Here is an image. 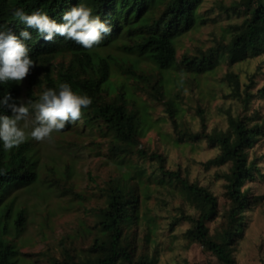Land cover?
I'll use <instances>...</instances> for the list:
<instances>
[{"label":"trees","instance_id":"16d2710c","mask_svg":"<svg viewBox=\"0 0 264 264\" xmlns=\"http://www.w3.org/2000/svg\"><path fill=\"white\" fill-rule=\"evenodd\" d=\"M203 1L0 0V26L11 29L17 36L23 30L30 32L31 39L24 42L35 61V68L54 65L58 55L69 57L56 65L57 76L46 75L41 84L54 89L66 82L77 94L90 97L92 103L82 109L81 118L105 138L102 141L107 145L108 155L115 157L117 164L125 168L119 175L109 176L100 184L106 203L94 209L98 217L97 232L89 247L80 253L65 247L61 256L42 252L40 255L47 264H156L155 252L151 253L147 247V242L154 243L150 232L158 225L157 218L146 207L152 182L178 188L196 209L190 213L182 209L171 222L172 227L181 220L189 223L183 233L187 243L200 244L216 257L218 264H237L236 253L247 223L246 211L264 197L251 193L245 186L263 175L257 156L251 157L250 152L264 136V113L260 109L251 111L249 104L253 96L264 98V85L251 92L249 84L243 83L231 67L264 52V0H234L229 5L221 4V8L230 13L245 12L247 16L232 24L229 40L214 38L211 45L198 46L195 52L185 51L179 58L177 47L181 36L207 22L200 11ZM79 3L89 7L93 16L98 15L106 21L112 34L128 27L134 42L123 45L125 55H102L59 35L52 41H45L36 29L27 27L13 14L16 8H23L28 14L41 10L57 23H64V12ZM111 38V35L107 36L102 46L111 44ZM222 62L229 66L222 82L230 87L227 95L240 101L237 103L239 108L235 111L227 107L223 111L226 127L215 125L208 129L207 110L197 102L194 107L201 127L194 128L184 119L180 92L167 85L173 77L171 71L175 75H187V81L199 83L201 76L215 75ZM112 64L133 79L132 83L122 81L117 84L110 80ZM30 82H33V76ZM21 88V81L0 82V101L10 94L19 103ZM28 95L32 102L39 98L33 96L32 90ZM157 102L163 104L164 112L171 120L174 130L171 135L176 143L206 140L209 145L218 147L219 151L203 164L207 167L228 166L217 172L225 181L226 201L222 207L219 194L199 180L191 179L189 168H183L180 163L171 166L166 152L143 144L142 137L156 123L150 117ZM0 115H12L11 109L0 104ZM146 159L156 162L151 170L145 166ZM38 165L39 156L31 139L27 138L7 151L0 141V264H33L20 250L24 239L21 236L28 222L27 213L24 208L15 207L16 196H11V192L38 182ZM58 175L50 179L49 189L58 185L55 181L60 176L68 174L61 171ZM70 189L77 197H83L82 192L72 187H65L64 193ZM219 217H222L220 222L212 230L211 222ZM146 223L149 231L145 228ZM139 224L144 231L142 240L138 235Z\"/></svg>","mask_w":264,"mask_h":264},{"label":"rangeland","instance_id":"374dc122","mask_svg":"<svg viewBox=\"0 0 264 264\" xmlns=\"http://www.w3.org/2000/svg\"><path fill=\"white\" fill-rule=\"evenodd\" d=\"M232 1L234 0L202 2L200 11L207 22L181 36L177 47L179 58L185 51L195 52L198 46L211 45L214 38L230 39L232 24L243 21L247 16L245 12L230 13L221 8V4L229 5ZM122 40H130L129 35H120L116 43ZM111 50L118 56L123 54V51L113 46ZM63 59L68 60L69 57L58 56L54 59V64L58 65ZM228 68V64L222 62L215 75H207L206 78L201 76L199 83L191 79L187 81V75L182 73L175 75L171 71L173 77L170 79L173 82L170 81L167 85L173 91L180 92L179 100L185 108L184 119L194 128L201 127L194 107L197 102L207 110L208 129L215 125L226 127L227 120L223 111L227 107L234 108L235 111L239 108L237 103L240 101L227 95L230 87L228 83L222 82ZM231 68L240 75L243 83L249 84L251 92L264 85V52L234 63ZM110 80L117 84L122 81L129 83L133 81L117 68L111 74ZM41 92V88H34L35 95H40ZM23 98L26 102V93L23 94ZM249 109L251 111L260 109L264 113V98L253 96ZM150 119L156 123L142 137L143 144L166 152L171 166L176 167L180 163L183 168H189L191 179L199 180L219 194L222 207L226 201L225 181L218 177L217 172L227 169L228 166L207 167L203 164L219 151L218 147L209 145L206 140L176 143L171 135V132H174L171 120L168 119L160 102L154 104ZM24 131L26 139H31L32 147L39 156L40 173L38 182L28 187H21L17 192H11L13 193L11 196H16L15 207H22L27 213L28 222L21 236L24 239L20 250L33 264H47L40 255L42 252L61 256L65 247L73 252H84L97 232L95 224L98 217L94 209L106 203V196L101 191L100 184L109 176L119 175L125 168L117 164L115 157L108 155L107 145L102 141L105 138L94 127L85 124L82 118L71 123L66 129L53 131L50 138L44 141L34 140L30 135L31 128ZM254 155L258 158L257 164L263 175L247 182L245 186L253 194L264 195V136L251 148L250 156ZM133 159L136 161V157ZM144 163L149 170L156 165L151 159H146ZM61 171L67 172L68 175L60 176L55 181L58 185L49 189L47 185L50 179L58 177ZM65 187H72L82 192L83 197H77L71 189L64 193ZM151 192L146 207L155 215L158 225L153 232H150V238L155 239L154 243L147 242V247L151 253L155 252L156 264H194L195 262L218 264L216 257L205 251L200 244L187 243L183 235L189 225L187 221L181 220L172 227L174 216L182 209L188 213L196 211L180 190L175 187L171 189L170 185L164 187L152 182ZM221 218L211 222L212 230ZM246 221L236 253L237 264H264V197L260 203L247 209ZM145 225L146 230L149 231L147 223ZM137 229L142 240L144 234L142 225L139 224Z\"/></svg>","mask_w":264,"mask_h":264},{"label":"clouds","instance_id":"9594fccd","mask_svg":"<svg viewBox=\"0 0 264 264\" xmlns=\"http://www.w3.org/2000/svg\"><path fill=\"white\" fill-rule=\"evenodd\" d=\"M14 16L19 18L27 27L36 29L45 41H52L55 35L73 41L85 49L92 48L102 55L113 53L111 46L123 51L124 44H132L134 37L130 35L128 27L112 34L113 30L100 16H93L92 10L83 3L72 7L63 14L64 23H57L41 10L28 14L23 8H16ZM128 34L130 40L116 43L119 36ZM111 35V44L104 45V39ZM106 36V37H105ZM23 38V39H21ZM31 39L27 30L21 31L17 36L11 29L0 26V82H20V102L17 103L10 94L4 96L0 104L11 109L12 115H0V141L4 150L18 147L26 139L24 129L31 128L30 135L36 141L50 138L53 131H60L75 123L82 115V109L91 105L92 100L87 95H80L73 91L68 83H60L57 88H49L41 84L46 75L55 77L59 73L57 66L35 68V61L29 55V48L25 40ZM118 56V54H115ZM60 56V55H58ZM56 56V57H58ZM55 57V58H56ZM54 58V59H55ZM110 75L114 72L116 65ZM33 76V82L30 78ZM27 77V80H26ZM41 88L40 95L34 94V88ZM32 90L33 96L39 97L36 102L30 101L28 92ZM27 100L24 101L23 94ZM11 101V103H9ZM31 106V110L30 107Z\"/></svg>","mask_w":264,"mask_h":264}]
</instances>
